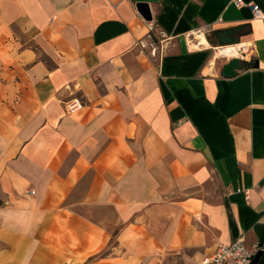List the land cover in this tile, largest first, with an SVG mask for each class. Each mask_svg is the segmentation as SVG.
<instances>
[{"label":"crops","instance_id":"obj_1","mask_svg":"<svg viewBox=\"0 0 264 264\" xmlns=\"http://www.w3.org/2000/svg\"><path fill=\"white\" fill-rule=\"evenodd\" d=\"M239 235L264 246V16L0 0V264H202Z\"/></svg>","mask_w":264,"mask_h":264},{"label":"built area","instance_id":"obj_2","mask_svg":"<svg viewBox=\"0 0 264 264\" xmlns=\"http://www.w3.org/2000/svg\"><path fill=\"white\" fill-rule=\"evenodd\" d=\"M234 5H245L247 6L250 11L252 12V15L255 17H263L264 14L258 9V7L250 2H244L243 0H232ZM159 37L162 38L163 32L158 31ZM146 37L148 40H150V45L152 43V39L154 38L151 30L146 33ZM227 45H235V43L231 44H224V45H219V46H214L212 48L213 53L215 48H221L225 47ZM154 49V48H153ZM238 54L241 53L243 54V50L238 47L237 48ZM237 55H233V57H239ZM217 56H228V55H217ZM240 58V57H239ZM79 106V102L77 99H73V102L70 105H67V108L69 110L75 109ZM260 250L263 252L264 246L260 245H253L250 248H247L244 243L242 237L236 236L234 239H232L229 243H218L214 247L213 251L210 253L208 257H206L203 260L202 264H249L250 260L252 259L254 253L256 251Z\"/></svg>","mask_w":264,"mask_h":264},{"label":"water","instance_id":"obj_3","mask_svg":"<svg viewBox=\"0 0 264 264\" xmlns=\"http://www.w3.org/2000/svg\"><path fill=\"white\" fill-rule=\"evenodd\" d=\"M137 12L140 14V16L145 19H150V14L148 11V7L146 3H136L135 5ZM257 65V63H254V67ZM241 66V63L237 57H231L229 58L225 63L221 65V74L223 76H231L234 74V70L238 69ZM262 256V252L260 250L256 251L250 260L249 264H258L259 259Z\"/></svg>","mask_w":264,"mask_h":264},{"label":"bare ground","instance_id":"obj_4","mask_svg":"<svg viewBox=\"0 0 264 264\" xmlns=\"http://www.w3.org/2000/svg\"><path fill=\"white\" fill-rule=\"evenodd\" d=\"M196 35V34H193ZM196 37V36H195ZM199 42L201 41L202 43L204 42L203 37H199L198 38ZM191 42V41H190ZM198 42V41H197ZM190 44V43H189ZM197 45V44H196ZM199 46V45H198ZM193 47V46H192ZM240 47L239 44H235L233 46L231 45H227L225 47H221V48H215L213 55L217 56V55H228V56H232V55H237L238 51L237 48Z\"/></svg>","mask_w":264,"mask_h":264},{"label":"trees","instance_id":"obj_5","mask_svg":"<svg viewBox=\"0 0 264 264\" xmlns=\"http://www.w3.org/2000/svg\"><path fill=\"white\" fill-rule=\"evenodd\" d=\"M258 264H264V250H263V252H262V256H261V258H260L259 261H258Z\"/></svg>","mask_w":264,"mask_h":264}]
</instances>
